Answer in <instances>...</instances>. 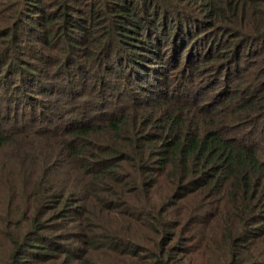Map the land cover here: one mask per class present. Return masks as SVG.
I'll return each instance as SVG.
<instances>
[{"label": "trees", "instance_id": "obj_1", "mask_svg": "<svg viewBox=\"0 0 264 264\" xmlns=\"http://www.w3.org/2000/svg\"><path fill=\"white\" fill-rule=\"evenodd\" d=\"M9 144L0 264H264V0H0Z\"/></svg>", "mask_w": 264, "mask_h": 264}, {"label": "rangeland", "instance_id": "obj_2", "mask_svg": "<svg viewBox=\"0 0 264 264\" xmlns=\"http://www.w3.org/2000/svg\"><path fill=\"white\" fill-rule=\"evenodd\" d=\"M178 35V38H176V36L174 37L175 38V40H174V43H175V46L177 47V45H178V43H180L181 44V47L179 48V51H178V56L180 55V53H181V56H180V59H179V61H180V65H179V68L178 69H174L173 71L174 72H171V77H172V79H175V82L173 83V85H175V83H176V81H178V79H179V71L183 68V67H185V63H186V53H185V51H186V49L188 48L187 46H190V45H193L194 47H196V50L195 51H198L199 50V48H201V50L203 51L204 50V47H205V45H206V43H204V41L203 40H201L200 42L199 41H197V42H195V43H192L191 41H189V42H187L184 46H183V44H182V42H183V40L180 38V37H182L181 36V34L180 33H178L177 34ZM207 37L208 38V40H210V42L212 41V38H211V34L209 33L208 34V36H207V34L206 35H204V37ZM142 38V40H147V36H146V34H145V32H144V34H142V36H141ZM151 41V40H150ZM155 41H156V39L154 40V41H151L152 43H151V46H153L154 48H155V45H154V43H155ZM162 44H164V48H163V46H162ZM158 46H160V48H161V52H162V54H161V56L159 57V58H155V60H153L152 62H153V64H154V66H157V67H160L161 69H163V70H165V67H166V64H165V62L163 61V60H161L163 57H168V58H172L173 59V56L176 58V51L175 50H173V44H172V41H170L169 39H165L164 40V42H161V43H159V45ZM246 51V49L244 50V52ZM140 53H146V54H148L149 56H150V58L151 59H154V55L152 54V53H150V52H147V51H143V50H140L139 51ZM158 53V52H157ZM245 58L246 57H243V60H242V64H244L243 62H244V60H245ZM195 68H196V66H194ZM192 65H189L188 66V71L192 68V70H193V68H194ZM208 68H209V66H205V65H203L202 67H201V69H197V72H196V75L198 74V73H202L201 74V76H200V81L202 82V84L203 85H212L210 88H212V89H216L215 90V92H217L218 91V89H226V87H227V85H228V81L229 80H226V78L224 77V73H226V72H224V71H222L221 73V75H219V77L218 78H216V80H217V82H215V83H213V81H214V77H213V75L212 76H210V78H208V76L210 75L208 72L209 71H207L208 70ZM232 68H233V66H232ZM210 69V68H209ZM193 72H194V70H193ZM187 75H188V72H187ZM194 75H195V73H194ZM230 77H232V79H233V76L232 75H230ZM164 79V78H163ZM182 80H184L183 82H185V76L181 79V81ZM17 83H15V85H16ZM252 84H253V76H252V74L251 75H249V77L247 78V81L245 82V84H244V86L245 87H247V88H251V86H252ZM253 88H251V89H248V91H251ZM170 91H171V89H170ZM245 93V92H244ZM244 93H242V94H244ZM236 96V95H235ZM13 139V138H12ZM30 144H33V143H36L35 141H28ZM10 145L11 144H9V146L8 147H6V148H3L1 151H0V166H3V165H5L6 163H12V161L11 160H14V159H12V156H13V148L12 147H10ZM11 159V160H10ZM0 242L1 243H4V241H3V239L0 237Z\"/></svg>", "mask_w": 264, "mask_h": 264}]
</instances>
